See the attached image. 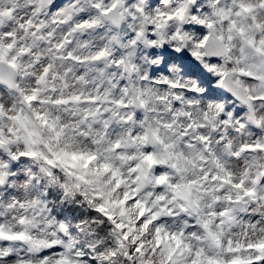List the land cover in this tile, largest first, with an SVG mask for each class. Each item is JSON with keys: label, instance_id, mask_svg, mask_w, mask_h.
Returning <instances> with one entry per match:
<instances>
[{"label": "snow or ice", "instance_id": "6c2138e0", "mask_svg": "<svg viewBox=\"0 0 264 264\" xmlns=\"http://www.w3.org/2000/svg\"><path fill=\"white\" fill-rule=\"evenodd\" d=\"M0 264H264V0H0Z\"/></svg>", "mask_w": 264, "mask_h": 264}]
</instances>
